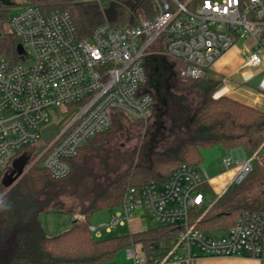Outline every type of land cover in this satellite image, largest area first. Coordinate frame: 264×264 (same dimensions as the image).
I'll list each match as a JSON object with an SVG mask.
<instances>
[{
	"label": "built area",
	"instance_id": "1",
	"mask_svg": "<svg viewBox=\"0 0 264 264\" xmlns=\"http://www.w3.org/2000/svg\"><path fill=\"white\" fill-rule=\"evenodd\" d=\"M91 3L101 0H73ZM6 26L23 46L24 61L0 57V170L26 146H43L36 159L55 180L67 178L70 161L87 142L114 124V113L135 120L153 116L155 101L143 88L146 58L163 55L181 65L184 79L212 77L214 66L243 43L242 70L264 67V0H154V14L138 12L136 25L106 22L89 38L76 35L69 13L44 12L27 5L14 11ZM219 75V74H218ZM224 86L229 78L223 76ZM245 84V83H244ZM258 92L264 95V76ZM79 104L69 116V106ZM62 117L53 123V116ZM55 125L48 142L43 131ZM20 150V151H18ZM252 160H223L240 183ZM211 186L204 168L182 165L164 185L129 187L109 222L89 226L98 239L116 227L132 229L135 219L180 228L174 248L164 257L129 248L134 264H194L201 258L244 257L264 260V214L244 212L226 232L203 233L191 220L203 208ZM78 221L85 223L84 216Z\"/></svg>",
	"mask_w": 264,
	"mask_h": 264
},
{
	"label": "trees",
	"instance_id": "2",
	"mask_svg": "<svg viewBox=\"0 0 264 264\" xmlns=\"http://www.w3.org/2000/svg\"><path fill=\"white\" fill-rule=\"evenodd\" d=\"M27 5L38 6L46 13L56 10L69 13L80 39L89 38L106 22L136 25L139 11L148 18L154 14V0L94 3L0 0V57L16 64L24 61L17 50L21 42L6 24L14 11ZM180 70L181 65L163 55L153 54L146 58L147 82L143 88L154 98L155 117L163 118L168 111L161 91L163 81H171L180 94L196 96V101L191 102L184 97L177 101L172 97L168 101L179 108L178 124L170 135V145L159 150L151 147L139 164L106 180L99 189L87 191L74 184L73 177L87 168L89 155L106 144L121 121L128 118L122 112H115L113 127L90 139L79 156L70 161L72 171L67 178L53 179L43 167L42 159L21 174L23 176L0 199V264H115L119 252L134 246H139L148 256H166L179 240L178 227L154 226L123 236L105 235L98 239L89 230V220L98 212L114 213L119 209L129 187L149 183L161 186L178 167L199 166L203 150L214 146L230 151L244 149L249 159L253 158L252 169L242 182L232 183L221 194L205 186L208 200L203 208L191 213L192 222L209 235L228 231L244 212L264 214V112L227 96L216 97L224 86L222 80L213 77L184 79ZM78 108L79 104H71L69 116ZM187 114H191L189 119L185 118ZM42 151L41 145L26 146L19 155L29 168ZM7 167L0 170V197L12 183L7 177ZM47 212L81 215L86 222L76 220L70 229L48 236L41 221V215Z\"/></svg>",
	"mask_w": 264,
	"mask_h": 264
},
{
	"label": "rangeland",
	"instance_id": "3",
	"mask_svg": "<svg viewBox=\"0 0 264 264\" xmlns=\"http://www.w3.org/2000/svg\"><path fill=\"white\" fill-rule=\"evenodd\" d=\"M244 42H239L237 44L238 49L243 48ZM247 72V71H246ZM211 76L217 80H222L224 77L218 75L212 71ZM264 76V67L252 70L251 73H247L244 79L245 87L256 90L258 89L259 83ZM233 79V78H232ZM239 79L234 78L233 80L239 81ZM223 81V80H222ZM224 88V86H223ZM223 88L216 94V97L227 96L223 95ZM161 91L164 93V103L168 111L165 116L158 115L155 117V112L150 120L147 121H136L133 118H124L116 133L110 137L109 141L97 147V149L88 157V165L84 171L73 177V183L79 184L84 187L87 191H93L95 188L104 186V182L118 174L124 173L131 165L139 164L143 159V155L153 149H163L171 143L170 135L173 134L172 130H175V125L178 124V119H176L179 108L173 103L168 102L170 98L175 97L176 101L180 97H184L189 102L196 101L195 94H180L174 90L171 81H163L161 83ZM166 94V95H165ZM229 97V96H227ZM178 103V102H177ZM172 115V117H170ZM191 114H187L185 118L189 119ZM65 117L59 113L53 116V123H57L61 118ZM87 146V145H86ZM85 146V147H86ZM85 149V148H84ZM20 151V150H18ZM242 155L244 158H249L248 153L243 149ZM232 157L231 151L227 150L222 146H214L206 148L202 152V160L199 166L196 168H204L210 178V182L215 185L220 182H229L234 178V171H227L224 166L223 160ZM26 161L22 155H16L8 164L7 177L10 178L9 182L15 181L26 168ZM3 170V169H1ZM15 175L12 177V173ZM215 190H217L215 188ZM110 211H102L94 214L90 220V226L98 227L103 223L109 222L111 215ZM41 221L45 226H50L55 229L58 226V232L65 231L67 228L61 227H71L72 214H60L47 212L41 215ZM156 226L151 222H143L141 225L139 223L132 224V232L144 231L148 228ZM130 231L125 227H116L111 233L106 234V236H123L129 234ZM108 264V263H104ZM115 264H134L132 258L128 256L127 250H122L118 253ZM196 264V263H194Z\"/></svg>",
	"mask_w": 264,
	"mask_h": 264
},
{
	"label": "crops",
	"instance_id": "4",
	"mask_svg": "<svg viewBox=\"0 0 264 264\" xmlns=\"http://www.w3.org/2000/svg\"><path fill=\"white\" fill-rule=\"evenodd\" d=\"M242 64H243V59L240 55V50L238 48H234L230 50L215 64L214 66L215 73L230 79L223 88V95H227L234 100L244 103L250 107L257 108L264 112V95L258 92V90L256 91L245 87L244 80L243 81L241 80L244 79V77L248 73L245 70H242ZM232 78L233 79L241 78V79H239V81H235ZM242 151H243L242 148L231 150L232 157L229 158H232L235 162L242 161L244 159H249L243 157ZM231 181L232 179L229 182L226 181L225 183L217 182V184L215 183V185L211 183V187L217 194H221L227 189ZM215 188L217 190H215ZM78 216L79 215H72V223H71L72 226L74 222L78 220ZM133 223H139L140 225L142 224L141 220L139 219H135ZM43 226L48 236H54L53 234H55L56 232H58V230H60L58 229V226L57 227L55 226V229L51 228L50 226L49 227L45 226L44 223ZM71 227L64 226L61 228H67L66 230H68ZM129 231L130 233H135L134 231L132 232V229ZM94 237L97 238L95 235ZM196 264H264V260L244 258V257L201 258L196 261Z\"/></svg>",
	"mask_w": 264,
	"mask_h": 264
},
{
	"label": "water",
	"instance_id": "5",
	"mask_svg": "<svg viewBox=\"0 0 264 264\" xmlns=\"http://www.w3.org/2000/svg\"><path fill=\"white\" fill-rule=\"evenodd\" d=\"M18 53L19 54H23L24 52V49H23V46L21 44H19L18 48ZM54 129H55V125H51L49 126L48 128H46L44 131H43V140L45 142H48L51 137L53 136L54 134ZM37 163V160L28 168L30 169L33 165H35ZM15 175V172L12 173V177ZM23 175H20L14 182L11 183V185L9 186V188L7 189V191L0 197V199L16 184V182L22 177Z\"/></svg>",
	"mask_w": 264,
	"mask_h": 264
}]
</instances>
